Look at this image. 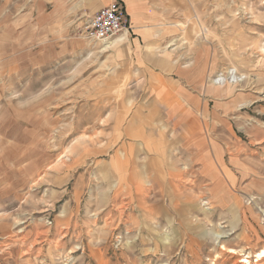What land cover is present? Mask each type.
<instances>
[{
	"label": "rangeland",
	"instance_id": "1",
	"mask_svg": "<svg viewBox=\"0 0 264 264\" xmlns=\"http://www.w3.org/2000/svg\"><path fill=\"white\" fill-rule=\"evenodd\" d=\"M25 1L0 0V264H246L243 254L248 264H264L254 257L264 249V0L217 5L232 19L225 52L216 38L217 63H225L212 81L229 69L241 79L215 84L233 94L217 95L213 112L200 116L211 158L182 178V207H155L163 198L150 192L151 180L137 181L132 195L117 181L114 207H97L94 159L75 170H84L80 196L51 193V164L94 137L103 100L92 77L105 69L88 51L73 53L66 66L63 58L48 62L49 43L83 38L81 31L31 40L32 21L17 19L31 9ZM16 31L22 36L8 37L18 43L6 46ZM211 172L215 180L202 178Z\"/></svg>",
	"mask_w": 264,
	"mask_h": 264
},
{
	"label": "crops",
	"instance_id": "2",
	"mask_svg": "<svg viewBox=\"0 0 264 264\" xmlns=\"http://www.w3.org/2000/svg\"><path fill=\"white\" fill-rule=\"evenodd\" d=\"M112 1L123 7L127 30L100 43L63 37L68 27L81 31L89 17ZM231 3L232 0L28 2L31 9L17 19L26 17L32 21L31 40L44 36L52 42L56 34L64 38L58 47L49 43L48 59L53 58L48 62L63 58L66 66L73 53L88 51L91 56L95 54V61L99 58L98 66L105 69L92 77L102 85L97 88V99L103 100L96 107L94 137L89 134L78 145H69L64 161L51 164L48 188L54 196H80L85 186L84 170L77 174L75 170L94 159L96 177L101 181L96 202L102 206L97 207H114L117 181H124L126 186H123L132 195L139 186L136 182L142 180L153 181L150 192L164 200L155 207H182L178 190L182 192L186 188L183 179H192V166L209 163L211 158L209 144L201 142L206 136L200 133V116L213 112L211 105L217 95L233 94L231 89L217 87L212 82L217 69L225 63H217L216 38L225 52L232 19L230 8L217 11V5L226 8ZM216 21H219V34ZM22 34L16 31L6 36ZM8 42L10 45L6 46L18 43L12 37H8ZM188 165L190 171L184 169ZM178 173L180 178L174 175ZM201 176L209 180L217 178L214 172L207 173L206 178ZM67 181H73L69 193ZM213 189L207 191L214 192Z\"/></svg>",
	"mask_w": 264,
	"mask_h": 264
},
{
	"label": "built area",
	"instance_id": "3",
	"mask_svg": "<svg viewBox=\"0 0 264 264\" xmlns=\"http://www.w3.org/2000/svg\"><path fill=\"white\" fill-rule=\"evenodd\" d=\"M127 29L128 23L123 7L118 2L112 1L98 9L83 23L80 35L90 41H104ZM231 75L235 73L229 69L226 73H219L214 80L216 84L224 83L228 76L231 81V78H235ZM237 78L236 76L235 79Z\"/></svg>",
	"mask_w": 264,
	"mask_h": 264
},
{
	"label": "bare ground",
	"instance_id": "4",
	"mask_svg": "<svg viewBox=\"0 0 264 264\" xmlns=\"http://www.w3.org/2000/svg\"><path fill=\"white\" fill-rule=\"evenodd\" d=\"M238 80L239 79H241L240 77H238L237 78ZM213 83H215L216 84V82H215V80H213L212 81ZM218 232V231H217ZM220 232V231H219ZM216 233L215 235H216V238H219V237H221V235H222V233ZM223 246V245H222ZM232 252H233V250H232V248L230 249ZM254 257L256 258L255 260L257 261V260H261V259H263L264 258V249H262V250H260V251H258L256 254H254ZM240 261L241 262H244V263H246V264H248L250 261H249V259H248V255L246 254V255H244L243 254V256H242V258L240 259Z\"/></svg>",
	"mask_w": 264,
	"mask_h": 264
}]
</instances>
